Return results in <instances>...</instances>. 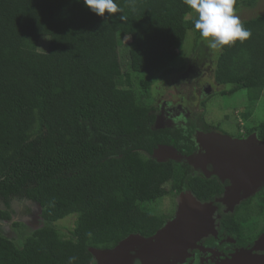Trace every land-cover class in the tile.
Returning <instances> with one entry per match:
<instances>
[{
    "label": "trees",
    "instance_id": "1",
    "mask_svg": "<svg viewBox=\"0 0 264 264\" xmlns=\"http://www.w3.org/2000/svg\"><path fill=\"white\" fill-rule=\"evenodd\" d=\"M256 1L236 0L234 9ZM115 2L121 12L97 16L83 0H0V220L28 202L41 207L45 222L21 244L0 234V264H68L73 256L74 264H94L88 248L151 236L170 219L148 209L156 200L187 190L202 202L223 191L188 164L151 157L160 144L186 156L195 150L193 122L155 128L151 86L184 69L169 64L188 30L194 46L201 38L196 13L183 0ZM241 22L251 37L216 52L209 81L222 96L243 91L254 102L264 92V13ZM252 132L264 140V119ZM252 202L264 209V187L224 216L227 230L241 233ZM68 216L73 225L62 232L56 224Z\"/></svg>",
    "mask_w": 264,
    "mask_h": 264
},
{
    "label": "water",
    "instance_id": "2",
    "mask_svg": "<svg viewBox=\"0 0 264 264\" xmlns=\"http://www.w3.org/2000/svg\"><path fill=\"white\" fill-rule=\"evenodd\" d=\"M193 138L202 153L183 156L172 145L160 144L153 149L152 156L158 162H165L167 158L183 159L203 170L210 161L216 175L229 181L216 200L229 209L264 184V140L258 139L255 133L239 139L219 132L197 131ZM178 199L173 217L153 235L129 234L111 248H88L96 264H174L188 247L216 233L210 217L214 210L211 203H202L187 191L180 193ZM263 246L264 233L255 241L253 250Z\"/></svg>",
    "mask_w": 264,
    "mask_h": 264
},
{
    "label": "rangeland",
    "instance_id": "3",
    "mask_svg": "<svg viewBox=\"0 0 264 264\" xmlns=\"http://www.w3.org/2000/svg\"><path fill=\"white\" fill-rule=\"evenodd\" d=\"M262 13H264V0H257L251 7L242 8L240 6L235 10V14L239 16L241 21ZM194 37L193 32L188 30L183 45L177 49V58L169 64V67L172 68H184L181 73L177 74V77L175 78L173 76H169L166 79L161 78L162 81H157L156 79L153 80V85L151 86L152 95L154 97L158 96V104H160L161 101H171L173 103L177 102L179 95L181 97L183 95L188 96V92L191 86H193L190 85L191 81H195L200 85L202 82L211 83V88L215 92L222 89L209 81L212 79L210 61L215 60L216 52L219 50L210 48L208 46V41L202 37L199 39L197 45L194 46ZM127 42L128 39L124 38L120 45V49H122L120 51V58L123 70H126L127 68L126 51L123 49ZM38 46L41 51H46L48 46L47 39H40ZM157 77V74L151 75V78ZM185 79L189 80L188 83ZM209 93L210 96H205V98H207L206 104L198 110H194L195 113H192V121L195 120L196 116L200 113L199 110L201 109L203 120L205 121L203 123H208L211 127L213 126L211 123H217V125L228 133V135H235L234 137H245L247 135L246 132L250 127L258 124L264 119V92L261 95V98L254 102H249L243 91L232 96H222L217 92L211 93L210 91ZM192 109H196L195 106H193ZM246 113L248 115L244 117L242 114ZM151 157L155 159L154 156H152V153ZM164 161H171L177 164H187V162L183 159L167 158ZM194 174L196 176L202 175L199 170H195ZM166 187L168 188L169 185H166ZM178 197L179 193L175 198L167 195L166 197L160 198L150 204L148 209L155 215H161L164 213H172L173 215L178 207ZM256 209L257 208L254 207V203L252 202L249 207V210L251 211L249 212L251 213ZM16 210L17 214L12 215L11 219L0 220V234L6 238L12 239L17 244H21L22 236L38 227H42L45 225V222L40 216L41 207L39 205L27 202L21 206H16ZM242 210H246V208H243ZM260 218L257 217L254 219L257 221ZM254 219L250 220V224H255ZM73 221L74 217L68 216L57 222L56 225L62 232H66L67 229L72 227ZM14 223L19 225L15 226ZM250 224H247V227ZM184 255L181 256L175 263L182 264L187 258L184 257ZM94 264H96L95 261Z\"/></svg>",
    "mask_w": 264,
    "mask_h": 264
},
{
    "label": "flooded vegetation",
    "instance_id": "4",
    "mask_svg": "<svg viewBox=\"0 0 264 264\" xmlns=\"http://www.w3.org/2000/svg\"><path fill=\"white\" fill-rule=\"evenodd\" d=\"M209 91L211 93L217 92L212 90L208 82H202L201 85L196 82V84L191 86L188 92V96L183 95L181 97L179 95L177 102L173 103L171 101H161L160 104H158V111L155 114V128H178L180 126H186L188 123L193 122L194 126L197 127L195 131L199 130L203 131L204 133L218 132L217 130H214V128L221 129L220 126L217 125V123H211L213 125L212 127L208 123H204L205 125L207 124V126L211 127V129L208 131H204L201 125H199V123L203 122L201 120V118H203L201 109L199 110L200 113L196 116L195 120L192 121V113H195L194 110H198L206 104L207 98H205V96H210ZM193 106H195L196 109H192ZM234 136L232 137L239 138ZM178 152L181 153L180 151ZM198 152L202 153L203 151L199 150V147L195 145V150L192 154L197 155ZM190 167L193 169V174L195 173V170H199L201 174L205 176V178L210 180L213 179L218 184H220L223 190L229 185V181L227 180V178L222 179L216 175L214 167L210 161L209 163L204 165V170L208 172V176L204 174V170L201 167ZM261 186L264 187V184ZM260 187L252 196H249L248 198L255 196L256 193L260 190ZM222 193L220 196H222ZM218 198L219 197H214V199L212 200L202 201V203H211L214 208L210 217L213 221V231H215L216 233L209 234L208 236L203 237L199 241H197L194 246L188 247L184 255V257L187 258L183 261L182 264H264V246L260 250H253L255 241L264 233V209H261L260 207L258 208L256 206L257 212H246V216H244L243 221V230L241 231V233H239V235H235L231 231L226 229V218L224 216L234 215L235 213H237L236 210L238 208V205L240 204V202L246 199H243L239 202L238 205H235L232 209H229L225 204L216 201ZM173 215L170 218H172ZM257 217L261 218L256 221V219L254 218ZM251 219L255 220V224H250ZM247 224L250 225L247 227ZM248 254L250 255L248 256Z\"/></svg>",
    "mask_w": 264,
    "mask_h": 264
},
{
    "label": "clouds",
    "instance_id": "5",
    "mask_svg": "<svg viewBox=\"0 0 264 264\" xmlns=\"http://www.w3.org/2000/svg\"><path fill=\"white\" fill-rule=\"evenodd\" d=\"M183 2L196 13L194 29L199 32L202 38L208 41V46L212 49L219 50L223 46H231L237 41L242 43L252 35L251 30L246 28L241 22L239 16L235 14L234 5L236 0H183ZM83 3L97 16H104L105 12L108 14H116L122 11L115 0H83ZM200 132L204 133L203 131ZM252 133L256 134V132ZM222 134L228 135V133ZM250 134H247L245 137H239V139L246 138ZM76 259L77 257L74 256L69 257L68 264H74Z\"/></svg>",
    "mask_w": 264,
    "mask_h": 264
}]
</instances>
